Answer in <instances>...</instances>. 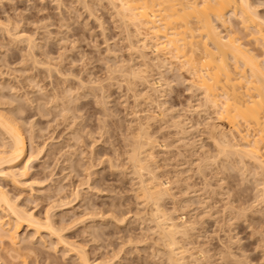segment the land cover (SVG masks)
Segmentation results:
<instances>
[{
    "label": "rangeland",
    "instance_id": "1",
    "mask_svg": "<svg viewBox=\"0 0 264 264\" xmlns=\"http://www.w3.org/2000/svg\"><path fill=\"white\" fill-rule=\"evenodd\" d=\"M110 1L0 0V113L21 126L28 158L34 155L19 178L26 185L0 183L37 217L50 212L65 240L84 247L93 264H169L155 208L138 199L140 179L129 161L134 137L147 127L156 140L151 170L169 191L161 206L188 231L178 237L193 264H264L263 172L236 154L220 156L209 137L216 112L180 64L148 69L158 93L144 81L128 85L129 69L156 61L134 51L145 31L138 37L125 27ZM252 2L264 18V0ZM146 91L149 101L139 98ZM18 233L27 264H79L76 252L49 234L39 238L27 227ZM4 252L0 264H9Z\"/></svg>",
    "mask_w": 264,
    "mask_h": 264
},
{
    "label": "bare ground",
    "instance_id": "2",
    "mask_svg": "<svg viewBox=\"0 0 264 264\" xmlns=\"http://www.w3.org/2000/svg\"><path fill=\"white\" fill-rule=\"evenodd\" d=\"M110 2L115 4H112L114 8L117 4L119 18L121 17V22L125 23V27L133 26L136 32L138 31V37L141 35V30L142 32L145 31V34L141 35L142 38L138 42L135 41L138 46L133 50L136 52L138 49L139 56L143 59L147 58V52L153 53V57L156 59H152L156 61L152 63L153 65L145 61L139 69H129V73L125 71L128 73V76H124L128 85L133 86L132 89L136 85L135 81H144L150 85L148 82L150 80L146 75L152 66L161 69L170 61L180 64L182 70L186 71L187 69L188 73L193 74L192 76L190 73L195 78L192 80L196 83L199 92H202L204 106L208 109L210 107L216 112L217 123L213 122L212 125L210 124L211 127L210 125L208 127L211 128L209 137L214 141L213 144L220 152V156L223 155L222 158H224L229 157L230 154H232L231 156L236 154L240 159L249 160L255 166L257 165L258 167H256L260 170L256 171H261L263 172L261 175H264V18L262 13H258L259 10L257 11L256 6L253 5L254 1L111 0ZM232 19L236 21L233 22ZM238 21L239 23L236 25L235 23ZM239 25L240 27H238ZM243 31L245 32L243 33ZM241 35L243 36L241 37ZM28 41H30L29 43L32 42L30 39ZM133 42L129 43L131 48L134 46ZM120 72L122 73V71ZM149 87L150 92L158 93L155 83ZM139 98L149 101L151 95L149 91H146ZM10 118L0 113V136L2 135V138L7 137L8 140L4 141L3 139L4 143L0 146V181L7 179L19 187V185H26V182L20 181L19 178L25 177L26 173L30 171L34 155L32 156V153L28 158L27 142L21 126L19 125V127ZM178 121H176L178 126H181L183 123ZM32 134L34 135V133ZM149 134L147 127H140L136 138L134 137L133 152L129 158L135 174L140 179L137 197L138 199L141 198L142 200H140L144 204H150L155 208L153 216L151 214L152 221L156 226L155 233L157 232L158 240L166 250L168 263L193 264L191 256H188V250L181 244L178 237L181 234L187 235L188 231L181 232L179 226L169 218L161 206L164 196L168 195L169 191L162 188V185L157 182L153 170H151L155 158L153 145L156 140H153ZM148 146L151 147L148 148ZM226 159L229 160V158ZM145 171L150 173V179H144ZM42 183L44 184L43 181ZM4 186L0 183V249L5 250L4 253L7 257L4 260L8 259L9 264H27L28 254L21 253L24 245L22 248H19L21 245L17 246L20 241H23V239L20 240L21 236L18 233L20 228L27 227L28 230L34 231L39 238L43 233H47L56 238L58 243H65L66 247H69V249L65 248L67 249L65 251L68 254L71 251V253L76 252L77 258H79V261L77 259L76 261L79 264H93L87 257L88 254H86V249H83L84 247L80 248L77 246L78 244H74L75 242L71 243L65 240L66 236L63 235L66 232H64L65 229L57 227V222L55 223L53 215L49 214L50 212H46L47 214L43 219L37 217L32 211H27L26 207L18 205V201L10 196ZM31 190L33 191V189ZM262 191L263 198L264 188ZM75 195L77 198H81L83 194L81 193L80 196L77 191ZM67 204L69 205V202ZM58 206L60 207V205ZM53 208L52 210H55ZM33 250L35 248L26 251L33 254ZM34 256H36L35 253Z\"/></svg>",
    "mask_w": 264,
    "mask_h": 264
},
{
    "label": "snow or ice",
    "instance_id": "3",
    "mask_svg": "<svg viewBox=\"0 0 264 264\" xmlns=\"http://www.w3.org/2000/svg\"><path fill=\"white\" fill-rule=\"evenodd\" d=\"M262 6H264V5H262Z\"/></svg>",
    "mask_w": 264,
    "mask_h": 264
}]
</instances>
